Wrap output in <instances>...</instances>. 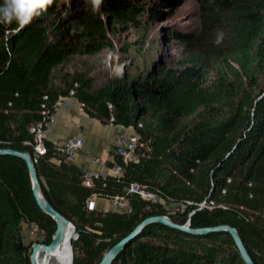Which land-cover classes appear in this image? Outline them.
Segmentation results:
<instances>
[{"label":"trees","instance_id":"obj_1","mask_svg":"<svg viewBox=\"0 0 264 264\" xmlns=\"http://www.w3.org/2000/svg\"><path fill=\"white\" fill-rule=\"evenodd\" d=\"M63 1L54 0L24 27L0 24V149L31 154L45 198L75 227L73 264H99L151 216L190 221L192 228L235 227L255 264H264V0H194L200 31L174 35L188 52L177 67L153 61L138 76L97 89L85 74L66 73L59 83L52 77L74 56L112 48L119 26L136 25L148 0H102L95 11L92 0H68L69 8ZM184 1L155 0L148 20ZM209 68L215 80L199 86ZM73 90L89 117L134 128L138 158L116 157L121 177L99 174L88 184L59 144L45 141V153L34 152L31 127L52 117L60 97ZM197 106L190 123L176 124ZM132 183L159 193L162 202L130 194ZM93 195L125 197L130 210L91 209ZM165 203L183 210L171 214ZM24 223L42 231L40 242H51L56 223L37 205L26 163L0 155V264H31L33 242L25 241ZM113 264L245 263L228 233L191 236L154 224Z\"/></svg>","mask_w":264,"mask_h":264},{"label":"rangeland","instance_id":"obj_2","mask_svg":"<svg viewBox=\"0 0 264 264\" xmlns=\"http://www.w3.org/2000/svg\"><path fill=\"white\" fill-rule=\"evenodd\" d=\"M63 2L67 5L66 8L71 7L68 0ZM154 2L155 0L146 2L147 13L139 19L136 25L119 26L113 38L112 48L103 50L94 56H74L69 62L60 65L55 70L53 80L59 83L66 73L85 74L94 80V88L97 89L112 79L136 77L148 69L153 61H157L164 67H177L179 61L185 59L188 52L184 51L182 42L174 40L173 37L176 34L190 36L198 34L200 31L199 8L194 0H185L180 7L172 11L165 9L162 12V18L149 21L148 10ZM214 80L213 69L209 68L200 75L197 84L207 87ZM199 110L201 106L194 107L193 110L178 118L176 124L190 123ZM165 207L171 214L183 210L182 205L165 203ZM31 230V226H24L23 234L27 243L33 242L34 244L36 240L38 242L43 240L42 236L35 238L31 235Z\"/></svg>","mask_w":264,"mask_h":264},{"label":"water","instance_id":"obj_3","mask_svg":"<svg viewBox=\"0 0 264 264\" xmlns=\"http://www.w3.org/2000/svg\"><path fill=\"white\" fill-rule=\"evenodd\" d=\"M0 155L14 156L24 160L27 165L31 184L33 196L36 200L39 208L48 216H50L56 223V231L52 237V240L49 244H44L36 242L31 246L30 261L31 264H44L47 262L51 256L59 249L63 242H65L67 237V230L69 227L74 229L73 240L77 238L75 232V227L64 215L58 212L45 198L40 184V179L38 172L32 159V156L29 152H21L14 149H0ZM154 224H161L166 227H169L178 232L191 235V236H206L209 234L216 233H228L239 252V255L245 264H255L253 258L251 257L249 251L247 250L240 233L237 228L230 225H220L215 227H206V228H192L190 226V221L186 224L181 225L173 222L167 216H151L144 219L140 222L134 230L112 248H110L103 256L99 264H113L123 252L128 244L141 235V233L149 226ZM44 262V263H43ZM72 264H73V248H72Z\"/></svg>","mask_w":264,"mask_h":264},{"label":"crops","instance_id":"obj_4","mask_svg":"<svg viewBox=\"0 0 264 264\" xmlns=\"http://www.w3.org/2000/svg\"><path fill=\"white\" fill-rule=\"evenodd\" d=\"M134 133L132 127L106 125L89 117L79 100L66 97L63 106L56 109L45 139L60 144L70 137H82L83 149L77 153L73 163L86 174H96L103 173L104 168L101 164L94 163L93 159L99 160L100 163L110 162L117 137H131ZM88 206L98 211H115L110 199L105 198L96 197ZM26 225L23 224V230Z\"/></svg>","mask_w":264,"mask_h":264},{"label":"built area","instance_id":"obj_5","mask_svg":"<svg viewBox=\"0 0 264 264\" xmlns=\"http://www.w3.org/2000/svg\"><path fill=\"white\" fill-rule=\"evenodd\" d=\"M75 91L70 92L69 97H74ZM62 98V97H60ZM58 100L56 103V108L63 106L64 99ZM42 108L45 110L44 115H46V107L42 105ZM54 116V115H53ZM52 117L46 118L44 122L39 123L38 125H35L31 127L30 132L34 137V152L39 155H43L46 151V145H45V135L47 130L51 127ZM113 119L110 122V125H112ZM141 126V125H140ZM133 128V127H132ZM134 129V128H133ZM135 131V130H134ZM61 151L64 154L67 161L73 162L76 158V155L79 151L83 149L84 146V139L82 137H73L69 138L63 143H60ZM137 149H138V138L137 135L126 137L123 135H119L115 141V145L113 147L112 151V159L110 163H112V166H108L107 163H100L99 160L93 159L94 163H99L104 168L103 173H96V174H86V182L88 184L91 183L92 176H97L99 174L104 175H110L112 177H121L123 170L122 167L116 163L115 159L116 157H120L124 163L134 162L137 160ZM128 192L133 195H137L143 200L152 202V203H159L162 202L161 196L157 192H152L147 189V187L142 186L137 183H132L129 188ZM96 199V196L93 195L87 200V204L91 203L93 200ZM110 201L112 205L114 206L115 210L121 211V212H128L130 210L128 199L125 197H113L110 198ZM37 235L40 236L41 232L38 230L37 227H33L31 230V235Z\"/></svg>","mask_w":264,"mask_h":264},{"label":"clouds","instance_id":"obj_6","mask_svg":"<svg viewBox=\"0 0 264 264\" xmlns=\"http://www.w3.org/2000/svg\"><path fill=\"white\" fill-rule=\"evenodd\" d=\"M53 3L54 0H3L0 4V24L10 25L15 21L24 27ZM101 3L102 0H92L93 10H98ZM223 39V32L218 31L215 43L220 44Z\"/></svg>","mask_w":264,"mask_h":264},{"label":"bare ground","instance_id":"obj_7","mask_svg":"<svg viewBox=\"0 0 264 264\" xmlns=\"http://www.w3.org/2000/svg\"><path fill=\"white\" fill-rule=\"evenodd\" d=\"M65 98V97H62ZM60 98L59 100H63ZM74 237V229L69 227L67 230V237L65 242L59 249L51 256V258L44 264H72V242Z\"/></svg>","mask_w":264,"mask_h":264}]
</instances>
